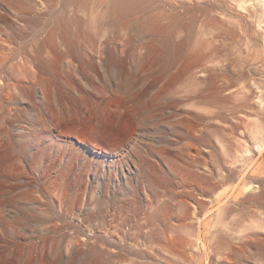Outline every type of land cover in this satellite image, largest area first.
I'll return each mask as SVG.
<instances>
[{
	"label": "rangeland",
	"instance_id": "rangeland-1",
	"mask_svg": "<svg viewBox=\"0 0 264 264\" xmlns=\"http://www.w3.org/2000/svg\"><path fill=\"white\" fill-rule=\"evenodd\" d=\"M125 1L0 0V264H264V0Z\"/></svg>",
	"mask_w": 264,
	"mask_h": 264
},
{
	"label": "bare ground",
	"instance_id": "bare-ground-1",
	"mask_svg": "<svg viewBox=\"0 0 264 264\" xmlns=\"http://www.w3.org/2000/svg\"><path fill=\"white\" fill-rule=\"evenodd\" d=\"M114 8L117 13L123 12L127 8V2L125 0H114ZM124 13V12H123ZM199 52V51H198Z\"/></svg>",
	"mask_w": 264,
	"mask_h": 264
}]
</instances>
